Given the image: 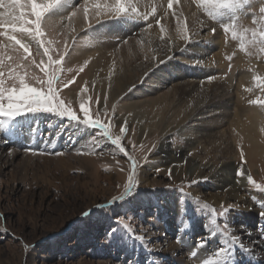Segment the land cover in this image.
<instances>
[{"label": "rangeland", "instance_id": "obj_1", "mask_svg": "<svg viewBox=\"0 0 264 264\" xmlns=\"http://www.w3.org/2000/svg\"><path fill=\"white\" fill-rule=\"evenodd\" d=\"M93 31L113 43L96 78L119 55L122 82H135L116 99L80 63ZM141 31L174 33L179 51L159 66L188 56L233 111L264 106V0H0V264H264V158L239 143L232 199L186 163L175 171L158 152L163 139L121 120L124 99L176 88L143 72L162 49ZM197 41L205 60L187 54ZM165 139L182 144L176 130Z\"/></svg>", "mask_w": 264, "mask_h": 264}, {"label": "bare ground", "instance_id": "obj_2", "mask_svg": "<svg viewBox=\"0 0 264 264\" xmlns=\"http://www.w3.org/2000/svg\"><path fill=\"white\" fill-rule=\"evenodd\" d=\"M184 9L188 17H190L189 19L193 18L194 20V10L188 3H185ZM54 12L56 13L57 11ZM60 12H62V9ZM198 28L203 29V26L199 25ZM155 31L151 36L142 31L139 32L137 36L139 39L150 44V46L152 45L162 49L160 59L145 61L146 69L143 72L150 71L149 79H153V82L162 80L163 83H174L176 85V88H174L175 91L172 95H163L164 92H162V94H157V91L148 88L149 90L147 89V92L144 94L135 96L141 93V91L137 90L133 94L135 97L123 100L121 110H123L125 114L122 115L121 120L126 123L133 121L141 137H145L146 134L151 132V135L157 134L163 139L158 146V152L164 153L165 161L167 163H172L175 171L181 170L183 164L186 163L189 171L192 172L193 175H198L199 173H202L201 175L203 176L209 175L214 178L219 185L223 187L226 186V195L234 199L238 194L235 192L236 189L233 184L235 182L232 180L233 176H231V172L234 171V168L231 166L230 159L233 158V154L239 150L240 142L242 144H247L251 156L264 158V141L262 139L264 126H258L259 122H264V106L260 105V108L247 107L248 109L244 107L235 109L234 106L235 110L233 111L231 104L234 103V100L232 97L220 94L219 91L216 90V81L212 79L211 81L209 80V82L206 81L204 77L207 75V70L197 67L196 65H198V63L186 60L188 56L185 59L182 58L183 60L172 58L170 61L176 63H172L166 67L163 65L159 66V64H157L159 60L162 61L169 56L171 58L172 54L178 53V48L180 47L176 44L178 41L176 37L174 38V33L172 35L170 33L171 36L165 38ZM98 32H100L99 29ZM98 32L93 31V34L90 33L94 38V41H92L93 45L88 48H83L80 51V57L83 58L80 63L89 62V68L86 72H89L90 77L93 78L97 92L99 91L101 94L104 93L116 99L119 95L118 93L124 92L130 84H134L135 82H133L132 78L129 79L128 83L122 82L123 76L126 74L125 72L128 71V65L125 63V60L119 59L121 58L119 55L117 57H112L109 63L106 61L107 65H105L104 70H101L102 72L98 74L99 77L96 78L94 71L102 66L101 60H104L103 57L105 53L108 52L106 49L113 45V43L109 42L108 33H101L102 35H99L100 38H104L102 43H99L97 41L99 38ZM212 40L210 44L219 43L220 45L221 39H219L218 34H216ZM203 42L200 41L194 44L189 48L188 52L186 51L187 54L192 57V60L206 59L207 51L203 46ZM156 49L157 48H155V50ZM148 50L149 49H147V51ZM190 51L193 53L190 54ZM177 62L180 63V65H178ZM260 66L264 69V64ZM113 86H116V90ZM253 92L257 93L255 89ZM6 122L5 119L0 121V131L5 128ZM22 122L24 123L23 118L10 120V123L14 127L19 126ZM173 130H176L178 134L182 135V144L176 146L167 144L165 138L168 133H171ZM17 138L19 139L22 137L18 135L13 139L15 140ZM27 140L30 141L31 138ZM173 150L179 157L172 155L174 152ZM197 163H199L198 166ZM217 197V194L216 196L213 195V198Z\"/></svg>", "mask_w": 264, "mask_h": 264}]
</instances>
